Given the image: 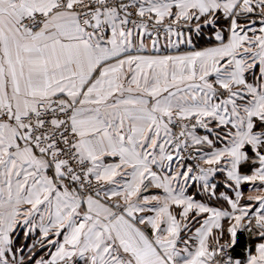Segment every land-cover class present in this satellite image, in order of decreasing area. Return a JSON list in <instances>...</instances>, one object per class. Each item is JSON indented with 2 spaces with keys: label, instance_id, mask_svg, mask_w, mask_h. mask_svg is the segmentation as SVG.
Instances as JSON below:
<instances>
[{
  "label": "snow or ice",
  "instance_id": "6c2138e0",
  "mask_svg": "<svg viewBox=\"0 0 264 264\" xmlns=\"http://www.w3.org/2000/svg\"><path fill=\"white\" fill-rule=\"evenodd\" d=\"M0 264H264V0H0Z\"/></svg>",
  "mask_w": 264,
  "mask_h": 264
}]
</instances>
